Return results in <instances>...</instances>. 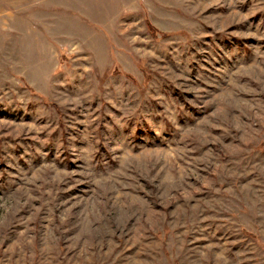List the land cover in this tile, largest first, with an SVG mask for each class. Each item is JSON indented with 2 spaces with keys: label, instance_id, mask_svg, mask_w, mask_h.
I'll return each instance as SVG.
<instances>
[{
  "label": "rangeland",
  "instance_id": "1",
  "mask_svg": "<svg viewBox=\"0 0 264 264\" xmlns=\"http://www.w3.org/2000/svg\"><path fill=\"white\" fill-rule=\"evenodd\" d=\"M0 264H264V0H0Z\"/></svg>",
  "mask_w": 264,
  "mask_h": 264
}]
</instances>
